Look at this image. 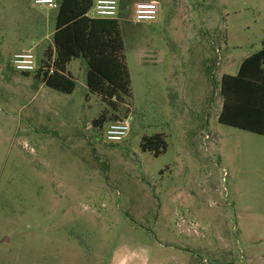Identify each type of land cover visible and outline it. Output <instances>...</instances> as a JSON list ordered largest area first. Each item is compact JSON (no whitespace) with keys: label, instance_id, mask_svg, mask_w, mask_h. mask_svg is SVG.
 I'll list each match as a JSON object with an SVG mask.
<instances>
[{"label":"rangeland","instance_id":"rangeland-1","mask_svg":"<svg viewBox=\"0 0 264 264\" xmlns=\"http://www.w3.org/2000/svg\"><path fill=\"white\" fill-rule=\"evenodd\" d=\"M117 2L131 97L116 143L92 126L112 111L83 60L71 94L13 69L16 53L39 64L57 9L0 0V264H264V137L217 122L220 77L261 49L264 0ZM150 2L156 20L134 22ZM156 134L154 157L140 143Z\"/></svg>","mask_w":264,"mask_h":264},{"label":"trees","instance_id":"trees-1","mask_svg":"<svg viewBox=\"0 0 264 264\" xmlns=\"http://www.w3.org/2000/svg\"><path fill=\"white\" fill-rule=\"evenodd\" d=\"M93 1H58L51 43L32 74L44 87L71 94L75 82L67 66L73 60H83L87 91L99 96L112 111L105 109L92 121V126L99 132L105 123L121 120L115 112L130 99L131 82L123 54L119 18L87 17ZM261 47L242 61L236 75L221 76L219 95L222 105L217 122L264 137V39ZM20 74L28 77L31 73ZM166 147L162 134L143 137L140 143V150L150 152L154 157L164 153Z\"/></svg>","mask_w":264,"mask_h":264},{"label":"built area","instance_id":"built-area-1","mask_svg":"<svg viewBox=\"0 0 264 264\" xmlns=\"http://www.w3.org/2000/svg\"><path fill=\"white\" fill-rule=\"evenodd\" d=\"M34 5L46 6L57 9L55 0H31ZM156 2H150L149 6L140 7L135 10L133 20L136 23L153 22L156 20ZM87 17L100 20H116L119 18L117 0H94L87 13ZM13 69L18 73H33L38 69L35 56L31 51L14 54L12 57ZM127 119L109 122L103 131V137L107 142H121L129 133Z\"/></svg>","mask_w":264,"mask_h":264},{"label":"crops","instance_id":"crops-1","mask_svg":"<svg viewBox=\"0 0 264 264\" xmlns=\"http://www.w3.org/2000/svg\"><path fill=\"white\" fill-rule=\"evenodd\" d=\"M55 17H56V15L54 16V22H55ZM37 23H38V24H41V23H42V20H37V21H35V22H34V25L37 24ZM53 31H54V30H53ZM53 31L50 33L49 36H52ZM261 48H262V47H261ZM258 51H259V50H258ZM258 51H256V52H258ZM254 53H255V52H254ZM16 54H17V53H16ZM252 54H253V53H252ZM252 54H250V55H252ZM250 55H248L247 57H249ZM247 57H246V58H247ZM246 58H244V59H246ZM244 59H243V60H244ZM243 60H242V61H243ZM242 61L240 62V64L242 63ZM240 64H239L238 67H237L238 69H239ZM237 68H236V69H237ZM238 69H237V71H238ZM237 71H235V74H233V75H231V76L236 75ZM222 75H229V74L224 73V74H222ZM220 78H221V77H220ZM221 105H222V101H221ZM220 110H221V106H220ZM219 113H220V112H219Z\"/></svg>","mask_w":264,"mask_h":264}]
</instances>
